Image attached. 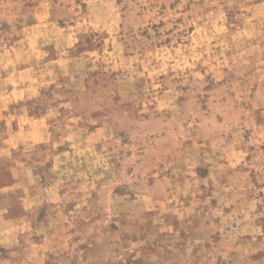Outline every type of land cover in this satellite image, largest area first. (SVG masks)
I'll use <instances>...</instances> for the list:
<instances>
[{
	"label": "rangeland",
	"instance_id": "rangeland-1",
	"mask_svg": "<svg viewBox=\"0 0 264 264\" xmlns=\"http://www.w3.org/2000/svg\"><path fill=\"white\" fill-rule=\"evenodd\" d=\"M0 264H264V0H0Z\"/></svg>",
	"mask_w": 264,
	"mask_h": 264
}]
</instances>
